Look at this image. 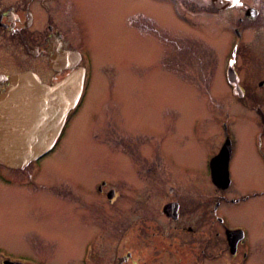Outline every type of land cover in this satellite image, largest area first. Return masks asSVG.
I'll return each instance as SVG.
<instances>
[{
	"label": "flooded vegetation",
	"instance_id": "obj_1",
	"mask_svg": "<svg viewBox=\"0 0 264 264\" xmlns=\"http://www.w3.org/2000/svg\"><path fill=\"white\" fill-rule=\"evenodd\" d=\"M140 1L0 0V95L13 76L33 75L45 86L70 75L83 78L54 147L22 169L0 165V171L10 174L0 173V186H16L34 197L28 192L34 185V194L40 195L38 228L24 237L27 251L0 245V264H247L257 252L245 227L233 225L229 217L242 205L264 203L263 188L237 194L233 179V171L239 174L248 166L253 182L261 177L264 183V0H203L200 6L170 0L171 6L183 2L203 17L218 19L198 26L211 29L215 44L203 36L188 43L207 56L208 73H218L221 83L205 81V60L198 72L183 71L197 76L203 94L196 102L206 114L204 124L200 116L160 124L103 117L88 136L96 145L94 153L115 160L118 169L99 171L86 187L89 197L67 183L45 188L36 181L40 163L81 109L93 75L107 71L114 82L104 91L118 90L114 65L95 68L93 52L106 50V44L113 58L121 53L124 60L126 40L155 44L142 36L143 29H151L143 26L142 14L149 23L154 16L143 13ZM178 6L173 13H179ZM169 44L178 43L169 39ZM173 60L172 46L168 71H173ZM166 77L176 80L167 72ZM241 103L245 106L239 109ZM239 130L246 137L239 139ZM188 154L193 163L186 160ZM44 197L57 209L53 220ZM62 207L70 214H61Z\"/></svg>",
	"mask_w": 264,
	"mask_h": 264
},
{
	"label": "rangeland",
	"instance_id": "obj_2",
	"mask_svg": "<svg viewBox=\"0 0 264 264\" xmlns=\"http://www.w3.org/2000/svg\"><path fill=\"white\" fill-rule=\"evenodd\" d=\"M188 2L196 6L203 4V0H188ZM179 3L174 1L171 6L170 0L163 3L161 1L157 3L149 0L140 1L143 13L154 16L150 17V25L146 20L148 15L142 14L143 26H151L148 32L143 29L142 36L145 37L144 39H154L157 47L154 43L144 40L142 42L126 40L124 60L121 53L119 58L117 55L113 58L114 54L108 51L106 44V50L93 52L95 68L107 67L106 70H109L114 65L116 74L114 79L115 84L119 86L118 90L110 93L104 91L103 86L111 85L114 82L107 77L109 75L107 71L93 75L90 88L78 114L66 127L55 150L40 163L41 171L36 176L38 177L36 181H42L45 188L67 183L81 188V196L85 199L89 197V189L86 187L100 175L99 171L105 174L108 170L118 169V163L115 160L94 153L93 149L96 148V145L92 140L93 137L88 136L90 130H95V123L103 117L113 120L121 117L126 122H141L143 124L155 119L154 121L160 124L162 120L182 122L200 116L199 122L204 124L206 114L200 112L203 109L196 102V97L203 94L199 89L198 81H196L197 76H184L183 71L189 68L191 72H198L200 61L204 62L205 60L207 63L205 78L207 80L204 78L203 80H213L212 83L216 80V83H221L218 73H213L214 75L208 73L207 56H201L199 50H195L190 45L195 41H200L201 36L215 44L211 29L209 30L207 26L201 28L198 26L200 22L209 21L212 24L218 19L207 15L203 17L200 13L194 12L192 7H188L187 4ZM175 5L181 6H178L180 10L178 14L173 13ZM135 6L136 3L132 2L131 9H134ZM185 38L187 40H184ZM169 39H174L178 44L170 45ZM188 41L193 42L188 43ZM218 41L220 40L218 39ZM183 42L188 44H182ZM172 46L174 48V67L173 71H168L167 58ZM156 56H158L157 62L153 60ZM113 60L115 61L113 62ZM185 60L189 64L184 63L183 66ZM119 66L123 67V71L120 73L118 72ZM166 72L173 74V79L176 80H168ZM180 80L184 83L179 82ZM182 84L189 85L192 90ZM262 100L264 103V98ZM243 106L245 105L241 103L238 108L241 109ZM120 108L122 109L118 110ZM238 133H240L239 139L246 137L244 131L239 130ZM186 160H189V163L194 162L191 154H188ZM245 169L239 174L233 171L237 194L253 187L259 190L264 189L261 177L260 181L255 183L253 182L252 169L248 166H245ZM0 173L4 177L10 175L4 171H0ZM17 180L19 181L21 178H17ZM33 187L34 185L29 188L28 192L34 197H29L19 187L0 186V245L10 251L26 252L24 237L38 228V225L35 224V219L38 217L35 212H37L40 195L34 194L36 190ZM44 200L47 207L46 213L53 220V214L57 213V209L54 208L50 199L44 197ZM70 212L65 211L63 207L60 209L61 214H70ZM229 218L233 225L245 227L250 245L252 248L257 247V252L250 257L247 264H264V203L242 205L233 209Z\"/></svg>",
	"mask_w": 264,
	"mask_h": 264
},
{
	"label": "water",
	"instance_id": "obj_3",
	"mask_svg": "<svg viewBox=\"0 0 264 264\" xmlns=\"http://www.w3.org/2000/svg\"><path fill=\"white\" fill-rule=\"evenodd\" d=\"M82 79L70 75L51 86L28 74L10 79L0 95V165L22 169L54 147L78 101Z\"/></svg>",
	"mask_w": 264,
	"mask_h": 264
}]
</instances>
